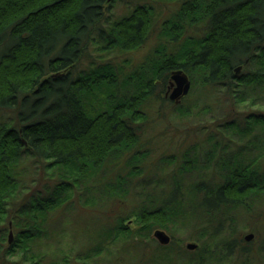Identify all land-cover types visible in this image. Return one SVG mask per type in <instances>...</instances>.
Returning a JSON list of instances; mask_svg holds the SVG:
<instances>
[{
    "label": "trees",
    "instance_id": "obj_1",
    "mask_svg": "<svg viewBox=\"0 0 264 264\" xmlns=\"http://www.w3.org/2000/svg\"><path fill=\"white\" fill-rule=\"evenodd\" d=\"M120 1L133 9L114 19L112 0H0V264H97L118 240L123 253L113 264H264V233L257 240L260 230L251 227L256 238L247 244L242 222L236 223L240 210L246 220L264 215V0H161L179 5L160 26L173 40L171 48L152 62L150 74L132 79L136 88L127 95L118 86L126 70L105 64L80 71L96 41L100 49L125 54L152 38L155 5ZM188 18L201 34L179 48ZM177 70L192 82L180 104L166 97ZM194 90L202 106L191 101ZM224 90V96L240 95L247 110L238 106L222 118V131L202 133L201 141L198 134L175 146L168 141L158 151L162 165L148 166L152 143L160 139L147 130L159 107L172 105L183 116L214 115ZM230 129L233 138L225 135ZM131 160L137 170L127 171ZM26 163L39 173L37 189L28 193ZM86 169L107 194L125 199L127 209L116 217L84 216L79 228L68 220L55 226L65 212L94 204L83 199L94 186L82 188ZM80 187L79 201L63 197ZM131 219L134 227L126 223ZM157 227L187 228L207 256L198 250L188 257L181 246V257L167 254L175 236L168 247L157 244L147 253L144 241ZM65 237H73L72 245Z\"/></svg>",
    "mask_w": 264,
    "mask_h": 264
},
{
    "label": "rangeland",
    "instance_id": "obj_2",
    "mask_svg": "<svg viewBox=\"0 0 264 264\" xmlns=\"http://www.w3.org/2000/svg\"><path fill=\"white\" fill-rule=\"evenodd\" d=\"M150 3H152L153 5H155L154 7L156 8L157 11V25L155 27V30L152 34V38L145 44L143 45L141 48H139L138 50L134 51V52H125V54L120 53L118 51H107V50H103L100 48H103L104 46L101 45L102 43H100L99 41H96L95 44H97V46L93 47V49L91 50V54H90V59L84 61L80 67V71L81 70H87L89 69V67H98V66H103L105 64H109L113 67L114 70H117V68L123 72V71H127L124 72L126 75L124 77H122L121 82L119 83V92L122 95H127V92H129V94H131V90L134 92V84L132 83L133 81L136 82L137 81V77L139 75V72H147V73H151L153 69H151V67H153L152 62L156 61L162 54H163V49L165 50H169L171 48V43L173 42V40H170L169 36L167 35L166 31L160 27L162 22L164 21L165 18L171 16L172 14H175L179 8L178 3L176 2H167V1H161V0H149ZM112 5H113V18H119L122 15H124L125 13H128V11L133 9V6L130 5H126L124 3H122L120 0H112ZM111 10V11H112ZM175 16V15H173ZM185 25H187V32L184 34V36L181 38L180 42H178V47L180 48L183 44V42L185 41V39L191 40V37H195L198 34H201L200 32H195L198 29V24L195 23H191V21H189L188 19H185L184 22ZM110 24H106V26H109ZM200 28V27H199ZM170 46V47H169ZM92 58V59H91ZM120 65V66H119ZM133 79V81H132ZM190 79V78H189ZM171 81H172V75H171ZM191 81V80H190ZM136 88V87H135ZM131 89V90H130ZM171 89V90H170ZM115 89L112 88V92ZM239 90L238 88H235V91ZM169 92H167L166 97L169 98L170 93L172 91L171 85L168 89ZM190 93L192 92V82H191V89L189 91ZM224 91H220L218 92V105L216 106V110H215V114L212 115L211 113H208L207 111H203V114L201 116H197L195 113L192 116H187V115H182L180 114L181 112L178 110L177 112H175L174 110H172V105H167L165 104L164 106H162L161 108L159 107L161 114H158L156 117H158L157 119H151L150 122L153 123V121L155 122V125H150L147 130V134L152 133L155 136L158 135L160 142L159 144L155 143V141L152 143L154 146V150L153 152L149 153V160L147 162L148 166L152 165L154 166L155 163H158L160 158L158 157V151H160L161 147H164L165 145H167L169 142L172 143V146H175L177 143H179L184 137L188 136L189 139H193L192 141L199 139L196 138L197 134L200 136L199 141L203 140L204 138H206V136H204L202 133H209L211 131L214 130H221L224 129L221 127V124L224 123L223 121V117H225L228 113L234 114L235 111L237 110L238 106L239 109L241 110H247V106L244 104H240V102H238L237 96H240L238 94L233 95V97L231 95H226L224 96ZM135 94V93H134ZM191 101H193L194 103L196 102H200L201 106L203 103V99L202 96H198L197 95V91H193V93L191 94ZM245 96V95H243ZM188 96L182 97L180 103L184 100V98H186ZM236 101V102H234ZM174 102V101H173ZM178 103V104H180ZM176 104V103H175ZM199 104V103H198ZM240 104V105H239ZM200 105H197L196 108L194 109V111H196L197 109H199ZM193 109V107H192ZM252 111L253 107L251 108ZM4 118L0 117V126L5 123L4 122ZM218 122L217 128L213 127L212 124L213 122ZM148 124V123H147ZM154 127V128H153ZM151 128V129H150ZM261 126H257V130L256 132H258L259 134H261ZM235 132V129H230L228 131H224L226 132L225 135L226 136H231V132ZM229 132V134H227ZM201 133V134H200ZM239 134V133H238ZM263 135V133H262ZM228 136V137H229ZM238 136L236 137L237 141H239V139L241 137H239V135H235ZM234 136V137H235ZM157 137V138H158ZM173 138V139H171ZM233 138V137H232ZM243 138V137H242ZM246 140V139H245ZM169 141V142H168ZM190 141V140H189ZM198 141V142H199ZM125 152L120 154V158H122L124 156ZM152 156V157H151ZM204 156V155H203ZM202 158V156H201ZM29 159L26 158V162ZM147 161V159H146ZM135 162L134 160H131L130 162L127 163V166H129L131 163ZM145 164V163H144ZM162 165V163L159 162V165ZM132 165V166H131ZM129 167H127V171L129 169H133L136 164H131ZM205 166V165H204ZM21 167V166H20ZM119 168V167H118ZM154 168V167H153ZM152 168V169H153ZM25 171L23 173L26 172L24 178H26V182L27 185L25 184V187L23 188V191L28 193L30 192L32 189H37V184H39V182H37L39 180V173L35 172L37 170H35L36 168H34L33 164H27L26 163V168H23ZM140 169V168H139ZM144 169V167L142 168ZM89 169H86V172L88 173V177L83 176L84 174H82L81 176V183H84L82 185V188L85 187H89V185H94L93 188L91 187L90 191H85V195H87L86 197H82L83 192L81 191V187L79 188V191L76 193V190L72 191H66L63 197H68L69 195L71 196H77L76 198H78L77 201H79V199L83 198V199H87L88 200V196L93 200L92 203L94 202V204L90 205L82 203L84 207H81L79 205H77V209L76 212L74 211H70L65 212L66 216L61 217L58 220H61L59 223L55 224V226H59L62 227L60 225V223L62 221H66L68 220V223H72L69 224V227L74 228V227H82L83 226V222L81 221L83 219L84 216H88L91 215V218H93L92 216H95V214H100V212H103V214L108 215L110 214V212H112V214L114 213V216L116 217L118 214L121 213V210L125 211L126 209L125 206L127 205L125 199H123L122 197L119 198L120 195L116 194L115 192H110L111 194H107L108 191H104L102 190V188H100L101 183L99 181H96V177L92 176L90 171H87ZM134 170H137L136 168H134ZM23 171V170H22ZM33 171V176L30 175V172ZM130 172V171H129ZM22 173V175H23ZM132 174V172L130 173ZM91 175V177H90ZM192 175H195L192 173ZM32 176V177H30ZM92 178V179H90ZM136 178H138L136 176ZM36 180V182H31V180ZM97 182L96 184H92V181ZM94 181V183H95ZM53 184H50V186H52ZM77 186L79 187V184H77ZM96 187V188H95ZM53 188V187H52ZM104 197L109 198L108 200L104 199ZM102 198L105 200V202H103L102 204H105L103 206L106 208H101V202H102ZM97 199V200H95ZM126 200L127 201H131L132 200V195L129 194V196H126ZM81 201V200H80ZM96 202V203H95ZM80 204V202H74L73 204ZM124 204V205H123ZM102 206V205H101ZM130 210V209H129ZM68 213V214H67ZM242 213H244L242 210L238 211V214H241L240 217L237 215V219H236V223H240V221L242 222L241 224V230H242V238L244 239L245 242H247V244L253 242L256 238V235L253 231H251V227H254L256 230H260V235H257V240H259V237L262 236L263 232V226H264V215L260 216V217H251L249 218L250 220L245 219L246 216L242 215ZM114 217V218H115ZM82 218V219H81ZM85 218V217H84ZM127 224H129L130 226H135L134 221L128 220V222H126ZM163 230L165 231L171 238L170 243L174 240L173 237L175 236V243L176 245L174 247H171L172 249H168L165 250V252L169 255L172 256H178L181 257V253H180V249L178 246L183 247V250H185L186 252H188V257H191V255H195V251L200 250L202 253L204 254V256H207L208 251L206 249L202 248V244L197 241V240H193L189 237V230L187 228L181 227L180 230L178 231H174L173 232L169 229V228H153V230H151V234H149V239L145 240V244H150L148 248L146 249V252L149 253V250L151 249H155V246L157 244L161 245V246H165L168 247L170 245V243L168 245H162L159 243V241L153 236L154 232L156 230ZM11 231V230H10ZM11 233V232H10ZM9 233V236H10ZM248 234H253V238L250 241H246L245 240V236ZM13 239V237H12ZM9 241L11 242L10 238ZM65 243H67L66 245L69 246L70 244L72 245L73 241V237H65ZM196 244L198 247L190 250L188 248V244ZM123 244L122 240H118L114 246L108 249V254L104 253L103 256L99 257L97 259V264H109V262H111V264H113V262H115L114 257H117V255H120L122 252L121 249V245ZM256 243L253 245V247H255ZM65 246V247H67ZM147 247V246H146ZM203 249V250H202ZM111 251V253H109ZM67 252V251H66ZM119 253V254H118ZM123 253V252H122ZM125 253V252H124ZM131 254L136 255L137 251L135 250H131L130 251ZM180 254V256H179ZM183 252V256H187V254H185ZM190 254V255H189ZM130 255V259H131ZM129 257H125V258H129ZM93 260V259H92ZM92 260H86L85 263L88 264H93ZM120 264H122V260L120 261Z\"/></svg>",
    "mask_w": 264,
    "mask_h": 264
},
{
    "label": "water",
    "instance_id": "obj_3",
    "mask_svg": "<svg viewBox=\"0 0 264 264\" xmlns=\"http://www.w3.org/2000/svg\"><path fill=\"white\" fill-rule=\"evenodd\" d=\"M241 67H238L235 71L239 73ZM171 87L173 88L169 98L174 101L176 104L180 103L181 98L185 97L189 94L191 89V81L188 75L183 70H177L172 73V81ZM153 236L159 241L162 245H168L171 241L170 236L163 230H156ZM10 240H12V233L9 236ZM253 238V234H248L245 236L246 241H250ZM196 244H188V248L193 250L197 248Z\"/></svg>",
    "mask_w": 264,
    "mask_h": 264
},
{
    "label": "flooded vegetation",
    "instance_id": "obj_4",
    "mask_svg": "<svg viewBox=\"0 0 264 264\" xmlns=\"http://www.w3.org/2000/svg\"><path fill=\"white\" fill-rule=\"evenodd\" d=\"M172 88V87H171ZM173 89V88H172ZM171 90V89H170ZM169 92V91H168ZM169 94V93H168ZM168 94H167V96H168Z\"/></svg>",
    "mask_w": 264,
    "mask_h": 264
}]
</instances>
